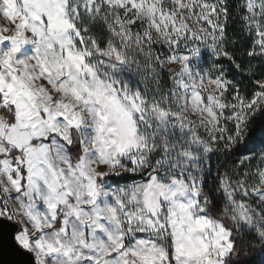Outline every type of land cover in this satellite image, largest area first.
Returning a JSON list of instances; mask_svg holds the SVG:
<instances>
[{
  "label": "snow or ice",
  "instance_id": "1",
  "mask_svg": "<svg viewBox=\"0 0 264 264\" xmlns=\"http://www.w3.org/2000/svg\"><path fill=\"white\" fill-rule=\"evenodd\" d=\"M229 8L0 0V224L21 264H264V72L226 46L231 16L264 60V0ZM217 153L237 159L213 197Z\"/></svg>",
  "mask_w": 264,
  "mask_h": 264
},
{
  "label": "trees",
  "instance_id": "2",
  "mask_svg": "<svg viewBox=\"0 0 264 264\" xmlns=\"http://www.w3.org/2000/svg\"><path fill=\"white\" fill-rule=\"evenodd\" d=\"M230 8V13L234 14V4L235 0H227ZM227 49L229 52L234 54V59L243 64L245 67L248 65H253L255 70L257 72H264V60H262L260 57L255 58H249L247 56L248 49L251 48L252 41L250 38L247 37V35L241 30L238 22L232 20L231 16L229 18V25L227 28ZM218 64H220L225 70L226 74L229 79H234L238 82H240L241 87L243 88L245 86V83L248 82V75L245 73L243 76L238 74L236 70L234 69L232 62L229 61L225 57H221L216 61ZM259 78V77H257ZM237 157L236 156H229L227 153L221 155L217 153L216 155L212 156V173L210 174L209 180L205 184V191L211 190V195L215 196V187L216 183L211 179V176H213L217 169L219 171L223 172L228 168H231V166L236 162ZM116 183H123V180H117Z\"/></svg>",
  "mask_w": 264,
  "mask_h": 264
},
{
  "label": "water",
  "instance_id": "3",
  "mask_svg": "<svg viewBox=\"0 0 264 264\" xmlns=\"http://www.w3.org/2000/svg\"><path fill=\"white\" fill-rule=\"evenodd\" d=\"M12 232V228L7 222L0 224V264H21L22 257L14 251V244L7 233Z\"/></svg>",
  "mask_w": 264,
  "mask_h": 264
},
{
  "label": "rangeland",
  "instance_id": "4",
  "mask_svg": "<svg viewBox=\"0 0 264 264\" xmlns=\"http://www.w3.org/2000/svg\"><path fill=\"white\" fill-rule=\"evenodd\" d=\"M204 58H205V60H208L209 59V56H208L207 53L205 54V57Z\"/></svg>",
  "mask_w": 264,
  "mask_h": 264
}]
</instances>
